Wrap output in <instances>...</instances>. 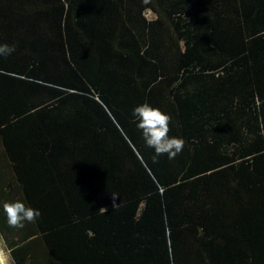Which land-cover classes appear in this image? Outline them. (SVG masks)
<instances>
[{
  "label": "trees",
  "instance_id": "1",
  "mask_svg": "<svg viewBox=\"0 0 264 264\" xmlns=\"http://www.w3.org/2000/svg\"><path fill=\"white\" fill-rule=\"evenodd\" d=\"M12 264H264V0H0ZM171 116L154 159L132 109Z\"/></svg>",
  "mask_w": 264,
  "mask_h": 264
},
{
  "label": "clouds",
  "instance_id": "2",
  "mask_svg": "<svg viewBox=\"0 0 264 264\" xmlns=\"http://www.w3.org/2000/svg\"><path fill=\"white\" fill-rule=\"evenodd\" d=\"M15 48L0 45V55H10ZM133 121L140 132L144 143L154 152V159L166 155L169 160L183 151L185 141L182 137L171 136V116L148 103H141L132 109ZM3 215L10 228L22 229L26 223H33L41 216L39 209L33 208L22 200L3 202L0 205Z\"/></svg>",
  "mask_w": 264,
  "mask_h": 264
},
{
  "label": "rangeland",
  "instance_id": "3",
  "mask_svg": "<svg viewBox=\"0 0 264 264\" xmlns=\"http://www.w3.org/2000/svg\"><path fill=\"white\" fill-rule=\"evenodd\" d=\"M0 249L5 257V260L7 261L8 264H12L9 256V251L7 247V240L5 239L4 236L0 234Z\"/></svg>",
  "mask_w": 264,
  "mask_h": 264
},
{
  "label": "water",
  "instance_id": "4",
  "mask_svg": "<svg viewBox=\"0 0 264 264\" xmlns=\"http://www.w3.org/2000/svg\"><path fill=\"white\" fill-rule=\"evenodd\" d=\"M0 264H8V263H6V262L2 259L1 254H0Z\"/></svg>",
  "mask_w": 264,
  "mask_h": 264
},
{
  "label": "bare ground",
  "instance_id": "5",
  "mask_svg": "<svg viewBox=\"0 0 264 264\" xmlns=\"http://www.w3.org/2000/svg\"><path fill=\"white\" fill-rule=\"evenodd\" d=\"M0 254H1V256H2V259L7 263V261L5 260V257H4V255H3L1 249H0Z\"/></svg>",
  "mask_w": 264,
  "mask_h": 264
}]
</instances>
